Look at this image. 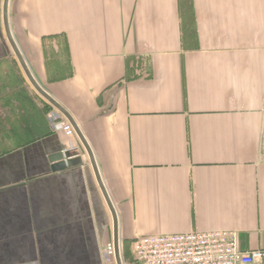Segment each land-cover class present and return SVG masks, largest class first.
<instances>
[{
  "label": "crops",
  "instance_id": "obj_1",
  "mask_svg": "<svg viewBox=\"0 0 264 264\" xmlns=\"http://www.w3.org/2000/svg\"><path fill=\"white\" fill-rule=\"evenodd\" d=\"M8 12L30 75L91 151L120 254L132 260L137 237L209 231L264 251V0H9ZM11 53L0 264H103L98 204L111 243L113 220L87 154ZM64 153L82 164L52 172Z\"/></svg>",
  "mask_w": 264,
  "mask_h": 264
},
{
  "label": "built area",
  "instance_id": "obj_2",
  "mask_svg": "<svg viewBox=\"0 0 264 264\" xmlns=\"http://www.w3.org/2000/svg\"><path fill=\"white\" fill-rule=\"evenodd\" d=\"M61 130L67 137L74 134L66 120ZM259 163L264 165V153ZM110 251L114 261L113 244ZM131 255L128 264H261L264 261V251L242 252L236 233L223 231L137 237L131 242Z\"/></svg>",
  "mask_w": 264,
  "mask_h": 264
},
{
  "label": "water",
  "instance_id": "obj_3",
  "mask_svg": "<svg viewBox=\"0 0 264 264\" xmlns=\"http://www.w3.org/2000/svg\"><path fill=\"white\" fill-rule=\"evenodd\" d=\"M8 3L9 0H3V5H2V22H3V29H4V34L6 37V40L13 52V54L15 55L26 79L28 80L29 84L33 87V89L45 100L47 101L53 108H55L59 113H61L65 119L70 123V125L73 128L74 133L77 135L81 145L83 146L88 160L90 162V165L92 167L93 170V174L95 177V180L98 184V187L100 189V192L102 194V197L106 203L107 208L109 209V212L111 214L112 220H113V248H114V263L115 264H122V260H121V254H120V250H119V236H118V225H117V217H116V213L115 210L111 204V201L104 189V186L102 184V181L99 177V173L98 170L96 168L93 156L91 154V151L87 145V143L85 142L83 136L81 135L78 127L74 124V122L72 121V119L70 118V116L66 113L65 110H63L53 99H51L47 94H45L40 87L36 84V82L33 80L32 76L30 75L16 45L15 42L13 41V38L11 36L10 30H9V26H8ZM82 160L80 157L77 156H69L68 154L62 155L59 154L56 157L50 159V163H51V171L52 172H57V171H61L64 170L66 168H71L73 166H77L79 164H81Z\"/></svg>",
  "mask_w": 264,
  "mask_h": 264
},
{
  "label": "rangeland",
  "instance_id": "obj_4",
  "mask_svg": "<svg viewBox=\"0 0 264 264\" xmlns=\"http://www.w3.org/2000/svg\"><path fill=\"white\" fill-rule=\"evenodd\" d=\"M1 2L2 0H0V7H1ZM0 54L12 55L8 44L6 43L5 34H4V30L2 27V23H1V13H0ZM6 63H9V60H7ZM80 158L83 161V158L82 157ZM81 164L77 166H80ZM98 215H99V226L101 227L100 229L101 235L103 234V239H104V242L101 245L102 263L103 264H114L113 257L110 251V247L112 243L110 242V239H109V223L107 222V217L104 216V213L101 210L100 204H98ZM121 257H122L123 264H128V262L130 263L131 257L129 258V256H127L128 258H126L124 257L123 254H121Z\"/></svg>",
  "mask_w": 264,
  "mask_h": 264
},
{
  "label": "bare ground",
  "instance_id": "obj_5",
  "mask_svg": "<svg viewBox=\"0 0 264 264\" xmlns=\"http://www.w3.org/2000/svg\"><path fill=\"white\" fill-rule=\"evenodd\" d=\"M8 14H9V12H8ZM8 26H9V30H10V24H9V17H8ZM10 33H11V30H10ZM11 36H12V33H11ZM12 38H13V36H12ZM13 41H14V38H13ZM15 42V41H14ZM16 43V42H15ZM121 260H122V257H121ZM122 264H123V261H122Z\"/></svg>",
  "mask_w": 264,
  "mask_h": 264
}]
</instances>
